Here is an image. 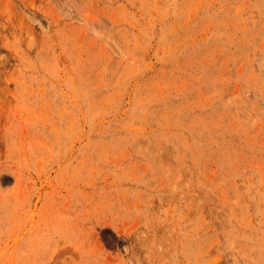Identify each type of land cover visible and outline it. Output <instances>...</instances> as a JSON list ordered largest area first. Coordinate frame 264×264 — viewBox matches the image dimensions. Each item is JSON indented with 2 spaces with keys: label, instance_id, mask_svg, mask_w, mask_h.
Instances as JSON below:
<instances>
[{
  "label": "rangeland",
  "instance_id": "obj_1",
  "mask_svg": "<svg viewBox=\"0 0 264 264\" xmlns=\"http://www.w3.org/2000/svg\"><path fill=\"white\" fill-rule=\"evenodd\" d=\"M0 264H264V0H0Z\"/></svg>",
  "mask_w": 264,
  "mask_h": 264
}]
</instances>
